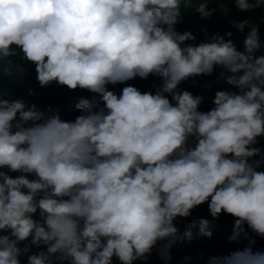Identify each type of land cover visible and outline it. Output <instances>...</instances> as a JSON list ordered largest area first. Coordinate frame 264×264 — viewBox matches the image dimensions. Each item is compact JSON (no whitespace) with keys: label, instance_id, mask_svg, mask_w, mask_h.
<instances>
[{"label":"clouds","instance_id":"1","mask_svg":"<svg viewBox=\"0 0 264 264\" xmlns=\"http://www.w3.org/2000/svg\"><path fill=\"white\" fill-rule=\"evenodd\" d=\"M182 6L203 20L218 11L208 0H0V63L22 54L41 88L92 94L74 120L0 94V264H148L154 251L171 264L177 245L213 237L207 220L196 235L177 227L205 204L214 220L234 218L230 243L247 241L207 264H264V13L229 19L247 29L241 51L231 31L202 28L188 43ZM202 76L231 89L208 111L181 88ZM150 77L154 91L128 83Z\"/></svg>","mask_w":264,"mask_h":264},{"label":"trees","instance_id":"2","mask_svg":"<svg viewBox=\"0 0 264 264\" xmlns=\"http://www.w3.org/2000/svg\"><path fill=\"white\" fill-rule=\"evenodd\" d=\"M197 0H194V4ZM211 6L216 7L218 11L209 20H203L200 16L194 13L193 8L184 9L182 11L185 15V21L183 24L178 25V30L183 32L185 30H191L196 36L195 42L189 41L188 43H196L203 41L204 35L200 31L202 28H207L209 33L214 34L220 32L221 34L231 31L233 33L232 39L238 48L243 51V40L245 33H241L238 29L231 26L229 23L230 18H234L238 21L245 18L251 19L255 22H259L264 8L257 9L253 12H240L234 7V0H208ZM226 13V15L222 14ZM260 34L262 41L261 52H264V24L260 25ZM225 39H229L225 37ZM261 53H257L259 55ZM1 75L4 77L0 84V94L4 97L7 95H13L14 99L23 97L28 103H36L42 108H46L51 105L54 108L60 109L61 117L65 120H74L76 116L80 115V112L76 109V104L82 97H91V93L86 91L77 90L71 91L66 87H60L56 84L51 85L48 88H41L36 81L35 66L24 61L21 55L11 57V61L0 63ZM211 81V87H206V82ZM128 83L137 86L141 91H154V85L159 84V80L150 77L149 80L144 81L139 78L129 81ZM125 85H117L115 87L109 86L110 90H114L117 93ZM182 89L191 91L194 95L202 94L205 99L201 106L202 111H208L214 107L212 100L216 90H231L223 82H218L213 77H197L195 81L189 80L181 85ZM30 90H34L35 97L29 96ZM258 147L264 148V138L260 139ZM256 159H259L257 157ZM264 170V169H261ZM202 220L209 222L210 230L213 231V237L209 238H197L191 245H177L173 250V260L171 264H182V258L184 256L192 257L193 264H207V258L209 256L217 254H226L231 250L243 247L247 244V241H241V243H230L229 237L232 234L234 218L224 214L218 220H214L209 211L207 204L202 205L193 210L190 218L179 219L177 227L181 233L185 231H192L194 235L199 233L200 223ZM250 235H254L250 232ZM255 248L264 250V239L255 237ZM203 253V259H200V254ZM141 264V262H137ZM148 264H163L157 258L155 251L152 256L149 257Z\"/></svg>","mask_w":264,"mask_h":264}]
</instances>
